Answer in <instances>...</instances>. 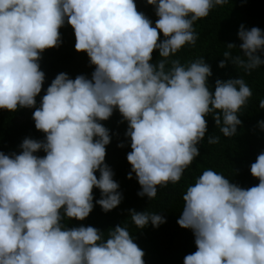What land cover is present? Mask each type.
Returning a JSON list of instances; mask_svg holds the SVG:
<instances>
[{
    "label": "clouds",
    "instance_id": "clouds-1",
    "mask_svg": "<svg viewBox=\"0 0 264 264\" xmlns=\"http://www.w3.org/2000/svg\"><path fill=\"white\" fill-rule=\"evenodd\" d=\"M146 2L155 7V26L135 0H0V109L35 108V128L46 137L25 138L20 154L0 151V264H145L126 227L117 225L105 240L95 227L62 223L65 217H89L94 188L101 190L96 203L104 212L122 201L105 163L111 136L100 123L114 110L128 123V179L134 172L138 195L150 200L158 187L178 183L200 155L210 113L218 110L213 119L224 137L237 134V113L252 96L245 80L217 79L213 93L207 84L212 70L203 57L187 64L169 59L195 45L194 23L229 0ZM66 20L76 51L86 52L95 70L91 79L58 74L37 107L45 82L41 53L60 46ZM238 36L243 56L225 51L219 67L230 60L251 74L264 65V33L241 25ZM156 50L160 59L152 63ZM259 107L264 109V99ZM259 127L264 130V121ZM219 142L208 136L209 144ZM41 150L45 156L34 154ZM250 171L259 183L247 189L212 169L187 187L177 223L193 231L197 250L184 264H264V152ZM130 218L140 229L166 222L134 209Z\"/></svg>",
    "mask_w": 264,
    "mask_h": 264
},
{
    "label": "trees",
    "instance_id": "trees-1",
    "mask_svg": "<svg viewBox=\"0 0 264 264\" xmlns=\"http://www.w3.org/2000/svg\"><path fill=\"white\" fill-rule=\"evenodd\" d=\"M135 2L138 11L148 17L155 26L158 19L155 7L147 4L146 0ZM241 25L247 30L258 27L264 33V0H229L225 5L214 7L208 17L194 23L193 27L198 35L195 45H185L169 58L179 59L181 64H187L203 57L212 70L207 84L213 93L217 79L227 81L242 77L245 80L252 90V96L237 113L242 121L241 125L237 126V134L231 138L224 137L213 119L218 110L210 113L206 117L205 138L198 145L200 155L185 170L178 183L158 187L156 197L150 200L147 196L138 195L142 189L134 172L132 179H128V174L132 171V166L127 160V154L132 151L130 137L125 135L128 123L123 121L118 109L114 110L107 121L100 123L109 129L111 136V142L106 146L105 163L111 168L114 173L113 179L119 184L118 191L122 194V201L113 210L104 212L96 203V200L102 197L101 190L94 188V208L89 217L83 221L65 217L62 221L65 227L92 226L99 229L106 240L110 230L117 225L123 226L144 251L145 264H184V257L197 250L193 231L182 228L177 223L184 207L183 195L187 187L194 185L196 178L206 169L222 174L230 182L245 189L258 185L259 180L252 176L250 168L257 156L264 152V130L259 127V122L264 121V109L259 107L260 100L264 99V65L253 70L251 74L238 69L230 60L226 62V67H219L220 62L225 59L223 57L225 51H230L233 57L243 56L239 49L242 41L238 36ZM60 33L62 41L60 46L41 53L42 59L39 64L45 73V82L40 95L36 97L37 107L58 74L66 73L72 79L78 75H85L91 79L95 70L87 53L76 51L74 29L67 20ZM160 39H164L163 33H160ZM228 43H233L237 47L228 49ZM261 58L264 59V53H261ZM159 59V51L156 50L152 63ZM34 111L35 108H19L15 112L0 109V151L8 155L20 154L22 152L20 145L25 138L45 140V133L35 128ZM220 115L223 126V114ZM208 136H218L220 142L209 144ZM120 144L124 147H120ZM34 154L39 157L46 155L43 150ZM95 174L97 178L100 177L99 171ZM132 209L137 212L159 214L166 222L159 227L149 223L140 229L130 218Z\"/></svg>",
    "mask_w": 264,
    "mask_h": 264
}]
</instances>
